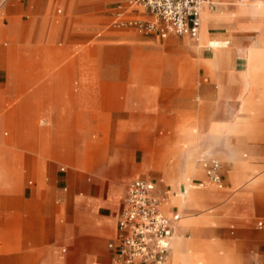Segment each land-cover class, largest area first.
<instances>
[{
  "label": "crops",
  "instance_id": "1",
  "mask_svg": "<svg viewBox=\"0 0 264 264\" xmlns=\"http://www.w3.org/2000/svg\"><path fill=\"white\" fill-rule=\"evenodd\" d=\"M24 1L28 23L16 0L13 23L0 26V126L13 114L26 132L10 146L0 137V264H111L126 187L138 178L156 184L167 216L180 217L169 264H264V0L205 6V44L202 29L189 35L196 41L185 38L194 56L182 86L175 74H143L125 62L100 75L85 60L12 62L5 35L34 57L47 32L45 0ZM145 63L158 65L131 66ZM163 115L169 122L160 124ZM105 124L127 131L126 143L116 134L90 167L88 132ZM166 126L173 136L163 135ZM204 156L221 161L223 187L209 180Z\"/></svg>",
  "mask_w": 264,
  "mask_h": 264
},
{
  "label": "rangeland",
  "instance_id": "2",
  "mask_svg": "<svg viewBox=\"0 0 264 264\" xmlns=\"http://www.w3.org/2000/svg\"><path fill=\"white\" fill-rule=\"evenodd\" d=\"M15 1L0 0V26L7 27L13 23L14 18L10 13L15 11ZM45 3L47 6V32L44 36L45 40L41 44V49L37 51L36 56L33 57L30 54L28 56V51L23 55V48L17 46L19 44H17L18 38H14V36L5 35L1 40L2 44L9 50L8 58L12 62L28 57H44L63 61L85 60L95 64V67L91 69H95L97 75L107 74L106 70H111L115 66L117 68L120 65L119 62H125L124 64L128 65L129 70L139 69L143 71V74H154L160 77L168 76L169 73L175 74L176 79L180 81L177 85L182 86L184 84L185 64L189 59H193L194 56L190 46L185 42V38L188 37L193 41H196V38L174 33L167 38H161L159 34L139 32L129 25H116L114 23L117 18L115 13L120 6H127L126 0H45ZM28 6V3L22 0L21 14H23V18H18L22 23H28L29 21H24L28 17V15L24 14L30 10ZM35 7L36 9L34 10L38 12L37 5ZM140 16L141 18H150L148 14ZM236 37L237 39L238 37H245L246 39V36L240 35ZM137 60H153L156 61L158 67H152L151 63H149L150 65L145 63L140 67L131 66ZM73 68V66H69L67 69L71 70ZM96 86L99 91L102 83L98 81ZM166 96L167 93L161 91V99ZM13 104L14 101L12 100L6 101L7 112L12 111ZM97 105L100 107L97 108V111H105L104 103L98 97ZM43 118L45 117L38 116L35 119L34 122L38 128L45 127L47 124L43 125L41 123ZM98 118L105 123H108L110 119L109 116L103 114H99ZM6 119V123L0 126V137L8 142L10 146L14 145L16 140L24 138L26 132L23 129L17 130V118L13 114ZM159 122L160 124L169 122L168 115H163ZM175 123H178V119H175ZM102 127L88 132L89 142H91L89 147L91 155L90 167L99 162L102 154L109 152L116 134L119 143H126L127 131H111L109 124H105ZM6 131L8 134H5ZM35 133L36 137L40 136V130ZM163 135L165 137L173 136L174 130L166 126L163 130ZM133 145L129 150H131L134 160L136 159L133 162L137 164L142 154L141 150L135 144ZM133 162H131V165ZM62 163L70 165V163L65 161ZM126 163L123 162L122 164L126 165ZM137 176L135 175L134 177Z\"/></svg>",
  "mask_w": 264,
  "mask_h": 264
},
{
  "label": "built area",
  "instance_id": "3",
  "mask_svg": "<svg viewBox=\"0 0 264 264\" xmlns=\"http://www.w3.org/2000/svg\"><path fill=\"white\" fill-rule=\"evenodd\" d=\"M116 12L115 24L131 26L139 32L198 37L205 6L214 0H126ZM142 9L150 18L136 14ZM133 13V14H131ZM128 14V16H127ZM209 180L223 187L222 163L204 156ZM204 185V184H201ZM165 196L157 192L156 184L147 179H134L126 187L123 207L118 216V228L109 247L114 250L111 264H169L179 215L167 216L162 209ZM259 221L258 225L263 226Z\"/></svg>",
  "mask_w": 264,
  "mask_h": 264
},
{
  "label": "bare ground",
  "instance_id": "4",
  "mask_svg": "<svg viewBox=\"0 0 264 264\" xmlns=\"http://www.w3.org/2000/svg\"><path fill=\"white\" fill-rule=\"evenodd\" d=\"M202 21H203V14H202ZM201 24H202V26H201V27H202V28H201V29H202V32H201L202 34H201V42H200V43H201V45H204V44H205V40H204V32H205V28H204V23H201ZM198 37H199V36H198ZM210 43H212V46H213L212 48L215 49V48H216V44H215V42H212V41H211ZM221 48H222V47H221ZM245 54H246V53H245ZM246 56H247V54H246ZM256 70H257V68H255V67H251V68H250V75L253 76V75L255 74V71H256ZM251 76H250V77H251Z\"/></svg>",
  "mask_w": 264,
  "mask_h": 264
}]
</instances>
